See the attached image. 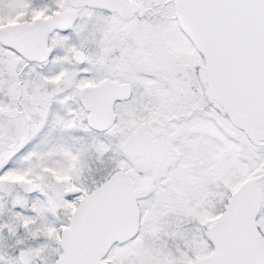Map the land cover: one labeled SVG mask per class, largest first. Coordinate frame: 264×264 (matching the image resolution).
<instances>
[{"label": "snow or ice", "instance_id": "6c2138e0", "mask_svg": "<svg viewBox=\"0 0 264 264\" xmlns=\"http://www.w3.org/2000/svg\"><path fill=\"white\" fill-rule=\"evenodd\" d=\"M0 264H264V0H0Z\"/></svg>", "mask_w": 264, "mask_h": 264}]
</instances>
